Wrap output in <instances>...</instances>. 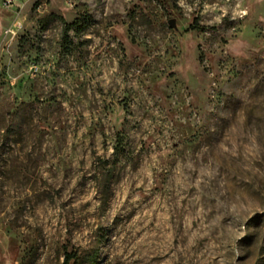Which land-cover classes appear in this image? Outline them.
<instances>
[{"label":"rangeland","instance_id":"374dc122","mask_svg":"<svg viewBox=\"0 0 264 264\" xmlns=\"http://www.w3.org/2000/svg\"><path fill=\"white\" fill-rule=\"evenodd\" d=\"M21 1L0 264H264V0Z\"/></svg>","mask_w":264,"mask_h":264},{"label":"built area","instance_id":"2783aa9c","mask_svg":"<svg viewBox=\"0 0 264 264\" xmlns=\"http://www.w3.org/2000/svg\"><path fill=\"white\" fill-rule=\"evenodd\" d=\"M21 0H3V5L7 9H13L15 7H20Z\"/></svg>","mask_w":264,"mask_h":264},{"label":"trees","instance_id":"16d2710c","mask_svg":"<svg viewBox=\"0 0 264 264\" xmlns=\"http://www.w3.org/2000/svg\"><path fill=\"white\" fill-rule=\"evenodd\" d=\"M70 28V26L67 27V30Z\"/></svg>","mask_w":264,"mask_h":264}]
</instances>
